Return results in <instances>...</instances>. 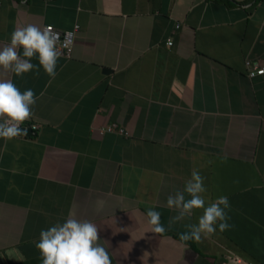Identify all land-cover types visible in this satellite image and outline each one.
<instances>
[{
  "label": "crops",
  "instance_id": "1",
  "mask_svg": "<svg viewBox=\"0 0 264 264\" xmlns=\"http://www.w3.org/2000/svg\"><path fill=\"white\" fill-rule=\"evenodd\" d=\"M29 23L78 29L55 78L0 71L38 97L35 135L0 138V264H42L41 230L70 209L113 264H264V74L246 67L264 65V0H0V49ZM193 170L233 227L185 247L202 209L162 235L146 212L167 226Z\"/></svg>",
  "mask_w": 264,
  "mask_h": 264
},
{
  "label": "clouds",
  "instance_id": "2",
  "mask_svg": "<svg viewBox=\"0 0 264 264\" xmlns=\"http://www.w3.org/2000/svg\"><path fill=\"white\" fill-rule=\"evenodd\" d=\"M74 35L66 34L64 47L73 43ZM59 43V34L52 25L44 28L32 23L18 26L11 33L10 43L0 49V71L21 77L29 72L38 75L42 68L46 75L55 78L61 55ZM34 58L38 59V65L32 63ZM37 99L33 89L22 92L11 79H0V138L9 141L27 135V129L22 130V125L33 118L32 108ZM204 180L199 171L193 170L183 191L177 190L167 197V208L176 212L169 218L167 226L162 222L161 212L148 208L146 215L151 232L162 235L200 209L203 213L198 217V223L185 224L186 230L179 234V241L185 247L187 242H200L202 236H210L217 229L224 232L232 228L228 197L221 195L213 202H206ZM105 206L106 201L98 199L94 210L99 214ZM98 233L99 228L94 222L78 219L76 212L70 209L63 223L41 230L35 246L42 264H113L109 248L104 246L106 242L99 239Z\"/></svg>",
  "mask_w": 264,
  "mask_h": 264
},
{
  "label": "built area",
  "instance_id": "3",
  "mask_svg": "<svg viewBox=\"0 0 264 264\" xmlns=\"http://www.w3.org/2000/svg\"><path fill=\"white\" fill-rule=\"evenodd\" d=\"M49 25H52V24H46L42 28L47 27ZM176 27H178V24H176ZM77 29H78V25L77 24L74 25L73 28L65 29V30H61V29H58V28L54 27V30L59 34L60 43L58 44L57 47L60 49L61 55H63V56H69L70 55L74 40H73V43L70 44L68 47H64L63 46V42L65 40V37H66L67 33H74L75 34ZM74 37H75V35H74ZM167 44L168 45L172 44V40L170 38L167 39ZM246 67L248 68V74L250 76H256V75L264 74V65H258V64L254 63V62L251 63L250 60H246ZM31 128L32 129L37 128V124H31ZM115 129H117L120 133L124 132L123 128L117 126L116 123H112L111 125H109V126H107L105 128H102V131H105V130L112 131V130H115ZM233 261L236 262L237 264H252L250 262L241 260L237 256L233 257Z\"/></svg>",
  "mask_w": 264,
  "mask_h": 264
},
{
  "label": "water",
  "instance_id": "4",
  "mask_svg": "<svg viewBox=\"0 0 264 264\" xmlns=\"http://www.w3.org/2000/svg\"><path fill=\"white\" fill-rule=\"evenodd\" d=\"M105 70H107L106 68H105ZM23 129H27V135L26 136H34L35 135V131H33V129L31 128V125H28V126H22V130Z\"/></svg>",
  "mask_w": 264,
  "mask_h": 264
}]
</instances>
